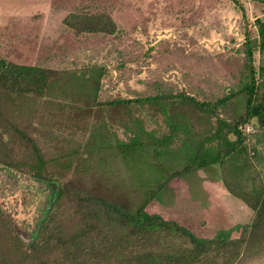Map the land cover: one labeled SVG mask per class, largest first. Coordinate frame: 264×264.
Returning <instances> with one entry per match:
<instances>
[{"label":"rangeland","instance_id":"1","mask_svg":"<svg viewBox=\"0 0 264 264\" xmlns=\"http://www.w3.org/2000/svg\"><path fill=\"white\" fill-rule=\"evenodd\" d=\"M238 1L245 17L232 0H0V60L61 73L40 98L18 101L8 114L33 133L54 164L81 161L78 183L85 190L100 188L138 204V185L120 164L113 145L127 141L138 120L148 130L164 129L162 117L146 106H130L126 109L129 124L123 128L117 117V122L110 119L108 110L98 112L93 107L82 119L84 125L73 128L71 120L80 112L73 109L94 101L163 92H183L198 101L214 102L240 88L249 76L244 29H249L252 48L258 50L254 20L264 21V0ZM69 14L109 16L116 30L76 35L65 24ZM253 62L257 71L264 54L255 52ZM92 67L101 70L97 90L92 84L85 88L81 77H88ZM242 108L241 98L235 99L221 116L233 119ZM248 126L252 129L244 132L248 160H241L236 172L216 165L175 178L146 212L175 221L200 239L230 229V238L240 237L253 213L239 208L236 200L228 203L230 196L222 188L225 184L238 190L235 186L241 183L249 191L263 184L264 129L256 120ZM71 173L63 172L61 178L69 180ZM227 175L240 177L233 181ZM149 176L144 169L142 177ZM221 176L224 182L218 179ZM48 195L45 184L0 168V207L22 238L41 220ZM71 216L64 215L65 227Z\"/></svg>","mask_w":264,"mask_h":264},{"label":"trees","instance_id":"2","mask_svg":"<svg viewBox=\"0 0 264 264\" xmlns=\"http://www.w3.org/2000/svg\"><path fill=\"white\" fill-rule=\"evenodd\" d=\"M232 2L245 17L238 0ZM264 5V1H261ZM65 24L76 35L81 33L113 34L115 24L106 15L69 14ZM257 48L253 49L249 29H244L245 58L249 76L245 84L230 90L214 102L198 101L183 92H163L144 98L117 99L85 103L73 110V128L83 126L85 114L92 108L108 110L110 119L118 118L127 127L130 106H146L160 115L164 129L148 130L141 121L127 141L117 140L113 150L126 171L137 183L139 203L115 192L78 183L81 161L54 164L42 152L36 137L9 115L18 101L40 98L60 79L58 70L17 65L0 60V168L23 174L49 189L42 218L26 238H22L0 207V264H252L264 261V181L244 190L240 183L225 189L252 212L249 224L243 225L240 237L230 238L232 230L219 231L210 239H200L189 229L158 214H148L147 207L175 178L213 166L230 167L236 172L241 160H248L246 138L239 127L252 120L264 129V63L256 71L254 54H264V21L256 18ZM66 74V73H65ZM75 76V75H74ZM101 70L91 68L85 85L97 90ZM87 79V80H86ZM260 80V81H259ZM73 95V94H72ZM241 98L243 108L233 119L222 113ZM24 103V102H23ZM124 113L125 115H121ZM120 116V117H119ZM69 135L70 132H67ZM229 136H232L230 138ZM8 139L7 141H5ZM71 152H74L72 150ZM226 163H230V166ZM60 166L58 172L50 169ZM73 167V169H71ZM150 173L142 177L143 170ZM72 176L63 180V172ZM238 181L240 175H230ZM227 175L228 178H230ZM218 179L224 182L223 177ZM219 180V181H220ZM50 184L55 185L54 193ZM72 215L68 227L64 215ZM73 219V220H72ZM63 220V221H62Z\"/></svg>","mask_w":264,"mask_h":264},{"label":"crops","instance_id":"3","mask_svg":"<svg viewBox=\"0 0 264 264\" xmlns=\"http://www.w3.org/2000/svg\"><path fill=\"white\" fill-rule=\"evenodd\" d=\"M216 185V184H215ZM218 185V184H217ZM220 185V184H219ZM221 186V185H220ZM223 189V191L225 192V195H229L230 196V198H228L227 199V202L228 203H230L229 201H237L238 203H239V205L238 204H236L239 208H242L241 206H243L245 209H249L242 201H240L239 199H236V197L234 198L233 196H231V194L226 190V189H224V187L222 188ZM228 196V197H229ZM244 208H242V209H244ZM250 210V209H249ZM251 211V210H250ZM252 212V211H251ZM253 213V212H252ZM236 227H239V226H236Z\"/></svg>","mask_w":264,"mask_h":264},{"label":"built area","instance_id":"4","mask_svg":"<svg viewBox=\"0 0 264 264\" xmlns=\"http://www.w3.org/2000/svg\"><path fill=\"white\" fill-rule=\"evenodd\" d=\"M239 129H240V131L243 132V133H244V132H245V133H249V132L252 131L251 127L248 126V125H244V126H242V127H239Z\"/></svg>","mask_w":264,"mask_h":264},{"label":"water","instance_id":"5","mask_svg":"<svg viewBox=\"0 0 264 264\" xmlns=\"http://www.w3.org/2000/svg\"><path fill=\"white\" fill-rule=\"evenodd\" d=\"M50 187H51V189H52V193H54L55 185H54V184H50Z\"/></svg>","mask_w":264,"mask_h":264}]
</instances>
